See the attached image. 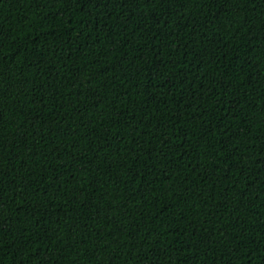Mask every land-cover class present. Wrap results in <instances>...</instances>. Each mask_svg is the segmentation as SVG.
<instances>
[{"label": "trees", "instance_id": "16d2710c", "mask_svg": "<svg viewBox=\"0 0 264 264\" xmlns=\"http://www.w3.org/2000/svg\"><path fill=\"white\" fill-rule=\"evenodd\" d=\"M0 264H264V0H0Z\"/></svg>", "mask_w": 264, "mask_h": 264}]
</instances>
